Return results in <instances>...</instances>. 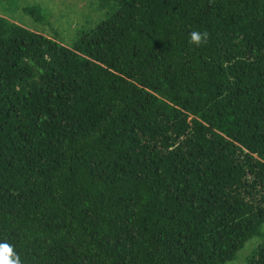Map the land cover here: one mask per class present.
Returning <instances> with one entry per match:
<instances>
[{"label": "trees", "instance_id": "trees-1", "mask_svg": "<svg viewBox=\"0 0 264 264\" xmlns=\"http://www.w3.org/2000/svg\"><path fill=\"white\" fill-rule=\"evenodd\" d=\"M117 1L71 46L0 16V242L227 264L261 237L264 264V0Z\"/></svg>", "mask_w": 264, "mask_h": 264}, {"label": "rangeland", "instance_id": "rangeland-1", "mask_svg": "<svg viewBox=\"0 0 264 264\" xmlns=\"http://www.w3.org/2000/svg\"><path fill=\"white\" fill-rule=\"evenodd\" d=\"M117 4V0H0V16L71 46L83 31L110 15ZM28 7L37 11L31 14ZM260 241L261 237L250 239L227 264H247V256Z\"/></svg>", "mask_w": 264, "mask_h": 264}, {"label": "clouds", "instance_id": "clouds-1", "mask_svg": "<svg viewBox=\"0 0 264 264\" xmlns=\"http://www.w3.org/2000/svg\"><path fill=\"white\" fill-rule=\"evenodd\" d=\"M208 40L207 32L192 31L190 42L200 46L206 44ZM0 264H22L19 255L14 251L12 245L7 242H0Z\"/></svg>", "mask_w": 264, "mask_h": 264}]
</instances>
